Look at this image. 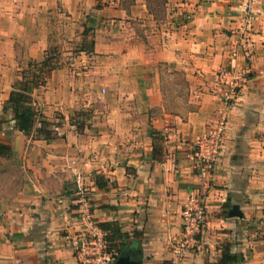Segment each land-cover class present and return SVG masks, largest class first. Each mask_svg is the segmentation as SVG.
Returning a JSON list of instances; mask_svg holds the SVG:
<instances>
[{
  "label": "crops",
  "instance_id": "1",
  "mask_svg": "<svg viewBox=\"0 0 264 264\" xmlns=\"http://www.w3.org/2000/svg\"><path fill=\"white\" fill-rule=\"evenodd\" d=\"M241 3L167 0L156 20L148 0H0V144L12 151L0 157V264H77L78 175L96 222L128 235L112 264L169 261L198 188L196 144L221 109L216 76L230 68L247 84L228 111L207 219L184 264H219L225 247L244 259L236 264H264V0L248 30ZM83 44L92 53L53 61L33 94L35 130L47 122L55 136H26L7 108L22 72L58 45L72 55ZM180 78L198 106L186 117L164 85ZM80 112L81 134L71 121Z\"/></svg>",
  "mask_w": 264,
  "mask_h": 264
},
{
  "label": "built area",
  "instance_id": "2",
  "mask_svg": "<svg viewBox=\"0 0 264 264\" xmlns=\"http://www.w3.org/2000/svg\"><path fill=\"white\" fill-rule=\"evenodd\" d=\"M257 0H242L240 5L242 24L248 30L257 18ZM221 109L207 135L198 140L194 154L198 176V188L191 194L182 211V234L176 241L172 258L162 264H184L186 257L198 248L199 236L207 219V200L217 169L226 131L229 125L228 111L247 84L244 73L235 68L218 72ZM75 200L79 231L72 237L77 264H112L107 233L99 227L94 217L93 200L81 175L77 176Z\"/></svg>",
  "mask_w": 264,
  "mask_h": 264
},
{
  "label": "trees",
  "instance_id": "3",
  "mask_svg": "<svg viewBox=\"0 0 264 264\" xmlns=\"http://www.w3.org/2000/svg\"><path fill=\"white\" fill-rule=\"evenodd\" d=\"M156 4L159 6H166L167 0H155ZM154 0H148V8L150 13L158 19L155 9L153 8ZM87 33V31L85 32ZM93 45L83 44L79 46L78 52L92 53ZM50 52L47 53L46 59L42 64H31L28 70L22 72L21 80L17 83L15 90L11 94L10 100L7 103L8 107L15 112V122L19 130L26 136H31L36 133L46 140H50L55 134L49 130V124L47 122H42L41 128L35 130L36 119L39 117L40 113L37 110L33 98V94L36 90L45 87L47 82L48 74L51 73L53 69L54 57L49 56ZM84 113H77L76 116L71 120L72 124L77 127L78 133L84 132L85 123H81L80 119L84 117ZM157 151V149H155ZM12 155L11 149L3 144H0V157L10 158ZM99 227L107 233V242L110 252L113 253V259L121 256L123 253L124 240L128 238V235L121 233L118 224L114 223H102ZM222 259L219 264H236L242 262L244 259L240 256H234L230 252L229 247H225Z\"/></svg>",
  "mask_w": 264,
  "mask_h": 264
},
{
  "label": "rangeland",
  "instance_id": "4",
  "mask_svg": "<svg viewBox=\"0 0 264 264\" xmlns=\"http://www.w3.org/2000/svg\"><path fill=\"white\" fill-rule=\"evenodd\" d=\"M153 3V8L156 11V14L158 16V19L162 20L165 12H166V7L165 6H159L156 4V1L154 0ZM89 45V44H88ZM65 46H60L54 47L52 50H50L49 56L54 57V62L56 63L57 60H62L63 65L66 63H70L72 59L75 57L74 54L77 53L79 50L78 47H73V50L71 51L72 55H65ZM178 87L173 86L171 81H165V86H166V96L169 100V104L172 105V109L174 110L175 113L178 115H181L183 117H186V115L193 110L197 109V104H189L188 99H189V94L187 91H185V87L183 86V81L182 78L177 80Z\"/></svg>",
  "mask_w": 264,
  "mask_h": 264
},
{
  "label": "water",
  "instance_id": "5",
  "mask_svg": "<svg viewBox=\"0 0 264 264\" xmlns=\"http://www.w3.org/2000/svg\"><path fill=\"white\" fill-rule=\"evenodd\" d=\"M229 216L230 217H240V212H239L238 207H234L231 210ZM116 264H129V262H128V260L120 259L118 262H116Z\"/></svg>",
  "mask_w": 264,
  "mask_h": 264
}]
</instances>
